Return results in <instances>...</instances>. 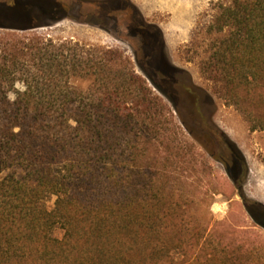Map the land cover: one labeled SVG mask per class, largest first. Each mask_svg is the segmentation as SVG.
Here are the masks:
<instances>
[{
    "label": "trees",
    "instance_id": "trees-1",
    "mask_svg": "<svg viewBox=\"0 0 264 264\" xmlns=\"http://www.w3.org/2000/svg\"><path fill=\"white\" fill-rule=\"evenodd\" d=\"M108 2L0 0V264H243L215 238L210 207L201 223L178 185L168 162L180 153L152 154L170 148L157 117L171 110L132 58L37 30ZM215 11L207 32L220 36L202 71L264 129V0H218ZM132 35L153 36L144 24ZM136 60L155 66L152 53ZM179 83L153 81L171 101L195 95L203 122L198 95Z\"/></svg>",
    "mask_w": 264,
    "mask_h": 264
},
{
    "label": "rangeland",
    "instance_id": "rangeland-1",
    "mask_svg": "<svg viewBox=\"0 0 264 264\" xmlns=\"http://www.w3.org/2000/svg\"><path fill=\"white\" fill-rule=\"evenodd\" d=\"M109 1L100 9L75 5L70 15L56 23L47 20L37 30L92 47L118 50L132 58L136 72L171 110V115L165 111L157 117L160 125L169 128L166 134L170 148L159 147L152 154L163 160L170 152L180 153V158L171 160L183 161L168 164L176 168L178 185L195 199L199 221L204 223L210 207L215 238L221 246L236 250L243 264H264V209L257 206L264 207V129H253L250 117L225 99L202 71V61L212 54V43L220 36L207 32L218 0ZM143 24L153 35L145 45L132 35V29ZM150 53L154 68L144 60L137 62V55L143 58ZM163 75L189 85L198 95L203 122L197 118L195 95L174 91L171 101L155 87L153 81L159 82ZM169 117L173 120L167 123ZM208 127L219 134L210 137ZM211 152L220 160L211 157ZM240 157L243 165L234 162ZM211 196L213 203L208 206ZM55 199L48 200L49 208L54 207ZM62 233L59 228L55 230L56 236Z\"/></svg>",
    "mask_w": 264,
    "mask_h": 264
},
{
    "label": "flooded vegetation",
    "instance_id": "flooded-vegetation-1",
    "mask_svg": "<svg viewBox=\"0 0 264 264\" xmlns=\"http://www.w3.org/2000/svg\"><path fill=\"white\" fill-rule=\"evenodd\" d=\"M234 160H236V159H234ZM234 162H236V164H237L238 161L236 160V161H234ZM236 164H235V166H236Z\"/></svg>",
    "mask_w": 264,
    "mask_h": 264
}]
</instances>
